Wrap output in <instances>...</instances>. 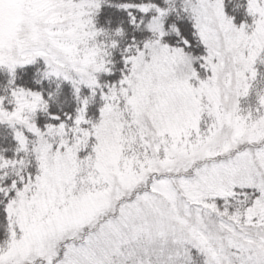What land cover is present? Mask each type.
Here are the masks:
<instances>
[{
	"label": "snow or ice",
	"instance_id": "6c2138e0",
	"mask_svg": "<svg viewBox=\"0 0 264 264\" xmlns=\"http://www.w3.org/2000/svg\"><path fill=\"white\" fill-rule=\"evenodd\" d=\"M104 4L133 34L97 26ZM245 11L237 25L225 0H0L15 142L0 150V264H264V0ZM37 58L35 85L55 90L17 82Z\"/></svg>",
	"mask_w": 264,
	"mask_h": 264
},
{
	"label": "trees",
	"instance_id": "16d2710c",
	"mask_svg": "<svg viewBox=\"0 0 264 264\" xmlns=\"http://www.w3.org/2000/svg\"><path fill=\"white\" fill-rule=\"evenodd\" d=\"M114 5L117 0H111ZM246 0H225V11L228 15L234 18V23L239 25L241 22H251V18L247 16L245 11ZM174 19V17L172 18ZM95 21L98 27L105 28L109 31L111 35L112 31L116 27H122L125 29V37H129L132 33L131 26L127 22V15L122 9H117L114 6H110L108 4H104L101 6L100 11L96 14ZM177 26L183 28L188 21L185 18H182L176 21ZM138 38L145 35V33L136 32L134 33ZM165 39L171 43L175 39V34L170 33ZM126 41H121V46ZM200 50L197 48L193 49V55L198 54ZM113 59L116 60L117 67L119 66V51L113 50ZM261 71H264V65H258ZM43 68V61L40 58H37V62L33 65H28L25 68H17V82L24 83L25 76L24 73H30L33 77L32 80L28 81L32 86L39 88L41 85L46 87L48 90L56 89V82H50L47 80L41 81V85H35V78H37V69ZM118 75V72H114L111 76H102L104 79H114ZM7 73L0 69V94H3L5 85L7 83ZM61 90L63 92V96L56 97V103L60 104L64 110L71 111L74 108V102L71 101V86L67 82H62ZM246 101H244L245 103ZM250 103L254 102L253 97L248 101ZM102 101H100L97 96L94 101L89 105L88 114L89 116L95 118L98 115V109ZM249 103V104H250ZM52 110V109H50ZM38 120H44V114H38ZM15 147V142L11 139V129L4 125H0V150H3V155L6 157H11L13 155V150ZM7 182V181H6ZM2 227H0V234H2Z\"/></svg>",
	"mask_w": 264,
	"mask_h": 264
},
{
	"label": "rangeland",
	"instance_id": "374dc122",
	"mask_svg": "<svg viewBox=\"0 0 264 264\" xmlns=\"http://www.w3.org/2000/svg\"><path fill=\"white\" fill-rule=\"evenodd\" d=\"M173 3L179 5V0H173ZM2 70H3V69H2ZM3 71H4V70H3ZM250 99H251V97H249V98L246 100L245 104H249L250 102H248V101H249ZM253 99H254V97H253Z\"/></svg>",
	"mask_w": 264,
	"mask_h": 264
}]
</instances>
